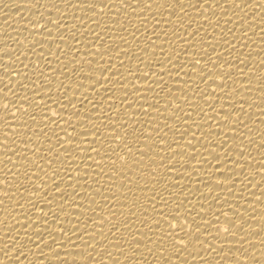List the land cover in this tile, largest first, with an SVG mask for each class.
<instances>
[{"label":"bare ground","instance_id":"bare-ground-1","mask_svg":"<svg viewBox=\"0 0 264 264\" xmlns=\"http://www.w3.org/2000/svg\"><path fill=\"white\" fill-rule=\"evenodd\" d=\"M70 2L75 7H70L63 0H0V57H3V63H8V57L15 59L20 56V61L5 65L16 68L12 77L5 75L4 70L0 69V79L3 83L12 79L13 83L9 88L13 87L14 92L18 88L15 81L20 79L17 73L22 69L36 80L41 95L47 94L53 98L64 95L65 89L58 88L63 81L67 86L65 104L69 98L80 100L83 95L94 97L96 109L92 110V104L86 103L81 115L91 114L93 123L99 126L101 131H105L101 120L110 119L117 128L121 122L127 121L129 133H132L133 128L138 130L128 137L133 152L127 154L125 161L117 160L113 165L107 157L101 160L95 152L85 151L90 149L89 142L94 139L89 135L87 141L80 145L79 150H74L72 158L69 159L64 153L66 149L59 148L57 151V134L62 140L68 139L61 129H67L73 138L76 136L64 120H60L59 127L49 124L48 128L44 129L53 146V151L49 152V139L40 132L39 127L47 121L40 120L39 108H30L27 102L17 101V107L27 109L29 113L35 108L37 121L29 120L27 115L22 116L16 108L11 109L9 117L15 115L18 119L6 117L7 123L0 120V140H3L5 132L9 137L6 141L9 151L5 152L3 147H0V200H3V203H0V264H163L159 256L154 254L158 244L150 245L153 250L149 252L144 247V242H140L139 249H134L127 242L109 244L108 241L130 238V234L139 233L140 228L144 229L141 234L151 235L148 222L140 223L143 218L142 208L149 209L151 219L154 214L151 212L148 197L153 191L167 195L166 185L173 194L183 193L181 199L187 196L184 203L191 201L187 206H194L196 211L206 212V218H211V206L219 211L220 206L224 204L223 199L215 201L212 197L218 194L221 197L227 195L233 212L238 211L244 217L243 226L249 231L245 240L240 241L243 247L234 243L236 237L225 236L218 238L217 243L226 239L233 244L219 248L216 244H211L209 236L205 243L211 244V247L197 246L198 250L195 251L181 249L172 257L171 264H264V245L261 244L264 240V148L261 147L264 143V0H245L248 7H245L241 0H236L240 7L225 4V0H209V4L197 3V0H167L165 4L164 0H158L157 4L151 6V12H140L142 6L135 4L134 0H129L133 7L138 9L137 13H133L130 8L125 10L119 0H104L110 10L105 8L102 17L94 16L89 9L81 10L76 0ZM223 8L225 11H222ZM62 14L65 18H61ZM48 16H51L52 20L60 19L67 27L62 29V32L57 31L49 22L47 26L52 28V33H48L39 28V25L33 26L43 24V18ZM80 19L84 21L81 22ZM96 19L102 22L100 28L93 23ZM73 33L75 39H72ZM97 33L101 34L99 40L95 38ZM157 33L159 37H156ZM60 35L64 36L63 42L56 39ZM151 40H154L155 44ZM5 50L9 51L4 52ZM97 50L103 54L102 58L96 55ZM205 51L220 67L215 68L208 62ZM40 52H43L46 59L36 56V53ZM57 56L60 63L57 62ZM121 59L124 62L122 68ZM170 59L171 64L168 63ZM192 59H201V65L205 68H215L214 73L228 74L227 79L221 75L217 76L215 83L211 79H207L206 83L202 82L197 75L199 66L193 70L189 64L184 63ZM73 60L75 63H72ZM34 62L38 63V70L44 71L49 78L43 86L33 74ZM22 63L28 67L23 68ZM161 64L164 65L163 69ZM81 65L83 69L79 71ZM109 65V70L101 75L102 70ZM90 68L92 79L88 80L85 75ZM136 68L140 71L135 72ZM117 69L120 75L113 76ZM74 71L79 72L73 74ZM146 72L150 78L141 77ZM157 75H163L161 80L167 86L163 91L155 84ZM124 77H127V82ZM81 79L83 89L77 88ZM97 79L100 80L98 84ZM118 79L124 83V87L117 84ZM186 81L188 84L184 83ZM3 83H0V88ZM133 84L141 91L137 93L132 87ZM219 84L226 86L221 89L217 87ZM149 85H152L153 91H146ZM48 88L50 91H47ZM105 88L113 91L105 93ZM168 88L172 91L169 92ZM205 88L216 94L208 100V103L215 106V110L209 108L208 103L198 94L199 90ZM31 91L32 85L29 83L27 94ZM125 93H129V96L122 104L121 98ZM157 93L160 103L153 106L158 107L160 112L149 107V104H155ZM225 93L231 95V101L225 99ZM18 95L23 97L26 93L20 91ZM7 96L16 100L11 92H8ZM144 97H147V101ZM241 101H245L242 113L233 112L228 107L229 103L239 105ZM110 104H113L111 110L108 107ZM197 104L199 108L196 107ZM177 105L181 110H177ZM221 105L224 110L232 112L230 123H223L222 114L217 115L221 112ZM141 107L147 110L148 115L141 114ZM200 108L204 109L203 113ZM58 111V105L53 101L48 115ZM71 111V108L64 111L65 120ZM186 113H190V117L185 115ZM0 116H3V113H0ZM238 116L247 127L235 123ZM148 121L151 123H147ZM73 122L80 123L75 118ZM25 123L27 127H24ZM83 123H87V120ZM165 123L169 125L168 128H164ZM153 128H156L160 135H157ZM79 130L81 129L78 128ZM14 132L18 135L13 136ZM26 134L32 136L31 143L27 142ZM121 134L123 135V132ZM147 137L151 139H146ZM11 139L16 140L14 147L17 155H12ZM241 142L247 158V163H244L243 159L241 161L247 180L244 176H235V188L232 193H225L222 188L226 185L220 173H227L229 168L236 166L231 161H224L223 157L227 151L231 160L237 159ZM75 143L76 140L73 139L71 145L67 146L74 148ZM37 145H40V150H37ZM204 145H207V150ZM22 149L25 150L26 160L21 155ZM120 151L121 155H124L127 150L121 148ZM210 152L213 155L219 154L221 161L214 160L212 155H209ZM57 155L59 159L54 160ZM89 155L100 162L103 171L100 167H89L88 165L93 163L92 160L82 159ZM193 155L196 159L191 158ZM205 158L211 162L210 166L205 164ZM13 163L23 164V167L13 168ZM36 164L44 167L48 174L40 172ZM217 164L221 165L219 171L216 170ZM77 165L80 166L79 169ZM193 168L197 171H193ZM26 169L40 177L39 180L35 179V176L32 177L35 188L40 189L38 193L23 177L22 173ZM17 170L21 173L19 177L14 175ZM153 170L156 174L155 181L150 179ZM114 171L116 174L113 179H109ZM236 171L240 172L241 168H236ZM57 172L59 175L55 176V183L60 184V189L54 191L52 176ZM82 174H85L87 182L82 178ZM125 176L128 179H125ZM17 179L23 187L18 191L13 188L9 195H5L4 189ZM218 179L221 181V187H216ZM209 180L212 181L211 186L208 185ZM146 182L149 190L141 191ZM244 183L249 185L247 190L241 193L239 190L243 188ZM25 188L29 190L25 191ZM96 189H99V192ZM197 189L203 193V197L196 192ZM44 192L50 194V203H46ZM62 192L66 193V199L61 197ZM21 193L25 199H21ZM27 199L39 201L40 207L33 209L31 204L26 202ZM224 210L227 211V206ZM44 212L47 217L40 219H47V226L51 228L63 225L67 231L66 235H71V244L69 240H64L61 245L51 241L48 244L41 242L48 240L47 232L40 228L36 231L41 233L36 234L33 229L42 223L37 220V216ZM29 215H32V219L26 220ZM57 215L59 221L52 224ZM229 215L232 216V212H229ZM199 218L201 217H197ZM101 219H104L102 225ZM223 219L224 217H221V221ZM236 222L238 225L242 223L239 219H236ZM151 227L155 229L156 226ZM233 230L244 235L240 229ZM59 240L60 236L57 235V241ZM135 243L137 241L133 240L132 244ZM55 247L58 251H49ZM133 252L135 255H129ZM81 257H84V260Z\"/></svg>","mask_w":264,"mask_h":264},{"label":"snow or ice","instance_id":"snow-or-ice-1","mask_svg":"<svg viewBox=\"0 0 264 264\" xmlns=\"http://www.w3.org/2000/svg\"><path fill=\"white\" fill-rule=\"evenodd\" d=\"M63 2L69 4L70 7H75V5H73L70 2V0H63ZM119 2L125 10L130 8L133 13L138 12V9L136 7H133L132 3H130L129 0H119ZM134 2L135 4L142 6L139 9L140 12H143L144 10L151 12L152 11L151 6L153 4H157L158 0H134ZM178 2H182V0H178ZM201 2L203 4H209V0H197V3H201ZM76 3L81 6V10L83 11L85 9L91 10L90 12L94 16L99 15L102 17L103 14H105V8H108V10H110V6L105 4L104 0H83V2L82 0H76ZM164 3L166 4L167 0H164ZM241 3L244 4L245 7H248V4L245 3V0H241ZM225 4L234 5L235 7H240V5L236 4V0H225ZM193 7H195V5H193ZM222 11H225V8H223ZM41 16H43V13H41ZM61 18H65L63 14L61 15ZM179 18L182 19V17H179ZM43 21H44L43 24L38 23L33 26L36 27L37 25H39V28L45 29V31L48 33H52V28L47 26L49 22L51 23L52 27H54L57 31H61L62 29H65L67 27L65 24L61 23L60 19L52 20L51 16L44 17ZM80 21L83 22L84 20L80 19ZM93 23L97 25V28H100L102 22L100 19H96L93 21ZM73 27H75V25H73ZM156 37H159L158 33L156 34ZM95 38L97 40L101 39V34L97 33ZM120 38L123 39V37H120ZM56 39L63 42L64 36L60 35ZM72 39H75V33L72 34ZM149 39L151 38L149 37ZM151 42L155 44L154 40H151ZM8 51L9 50H5L4 52H8ZM214 51H215V48H213V52ZM33 52H35V49H33ZM65 55H67V53ZM96 55L100 56L101 58L103 56V54L100 53L99 50H97ZM194 55H198V54L194 53ZM204 55L208 57V62H211V64L214 65L215 68L220 67L215 61L211 60V56L208 55L206 51ZM36 56L40 58V57H44V54L43 52H40V53H36ZM44 59H46V57H44ZM16 61H20V56H16L15 59H13L12 57H8V63H3V57H0V69H3L4 74L8 75L10 78L12 77V73L16 72V68L13 69L11 67H6L5 65H13L15 64ZM57 62L58 63L61 62L59 56H57ZM225 62L227 63V61ZM48 63H51V62L48 61ZM72 63H75V61L73 60ZM88 63L91 64L92 61H88ZM168 63L171 64V59L168 60ZM184 63L189 64L193 70L197 69V67L199 66V72L197 73V75L200 76V79L202 82L206 83L207 79H211L212 82L215 83L217 76H221V75L224 76L225 80L227 79L228 74H222L220 72L214 73L213 69L215 68L212 67L211 69H209V68H205L204 66H202L201 59H192ZM22 66L23 68L28 67V65H24L23 63H22ZM172 66L177 67V65H172ZM110 67H111L110 65L108 67H105L102 70L101 75H103L104 71H108ZM120 67L121 68L124 67V62L122 59L120 60ZM163 67L164 65L161 64V69H163ZM183 68H181L180 70L182 71ZM9 69H11L12 71L11 72L8 71ZM82 69H83V65L79 67V71H81ZM150 70L151 69H149V71ZM32 71H33V74L37 77V79H39V83L42 86L45 84V81L49 79L44 71L38 70V63H35V62L33 63ZM79 71H74L73 74H76V72H79ZM91 71L92 69L90 68L88 74L85 75L86 77H88V80L92 79ZM139 71L140 69L136 68L135 72H139ZM161 73H163V71H161ZM185 73H189V72H185ZM168 74L171 75V72H169ZM241 74L243 75L242 72ZM17 75L20 77V79L19 81H15L16 83H18V88L15 89L14 92H12L13 87L9 88V85L12 86V83H13L12 79H10L8 83H3L2 79H0V83H3V87L0 88V113H3V116H0V120L4 121V123H7V119H5L6 117L9 119H18V117H16L15 115H12L11 117H9V113L11 112L12 108H16L17 111L21 112L22 116L27 115L29 120L36 122L37 116L35 113V108H39L41 112L40 120L47 121V123L40 124L39 127H40V132L43 133V135L49 139V148H48L49 152L53 151V146L50 143V137H48V134L47 132L44 131V129L48 128L49 124H56L57 127H59L60 120H64V123L67 125V127L71 128L72 132L76 133L75 138H73L72 135L67 132V129H61V131H64L65 136L68 137L67 140H62L57 134V151L59 148L66 149V151L64 150V153L68 156L69 159L72 158V153L74 152V150H79L80 145L83 144L85 141H87L89 135L93 136L94 139H92L89 142L91 145L90 149H86L85 151L95 152L97 156L101 157V160H103L104 157H107L108 160L111 161L113 165L116 164L117 160L125 161V157L127 156V154L133 152V148L130 146L128 137L130 135H133L138 130L136 128H133L132 133H129L127 121L121 122L120 127L117 128L116 125L112 123L110 119H108L107 121L101 120V124H103L104 129H105V131H101V128L93 123L91 114L87 116L81 115V111L82 109H85L86 103L92 104V110L96 109L97 105L93 103L94 97L89 98L88 96L82 94L83 99L74 100L73 98H69L67 100V104H65L64 95H67V86L64 85L63 81L60 82V84L58 85V88L65 89L64 95L56 96L55 98H53V96L51 95H47V94L41 95V89L36 86V80H34L33 77L30 76L27 72H24L21 69L17 73ZM119 75H120L119 69H117V72L113 73V76H119ZM162 76L163 75H157V79L155 80L157 82L155 84H158L161 90L163 91L165 87L167 86L166 84L162 82L161 80ZM141 77L150 78L147 72L143 73ZM137 78L140 79V77H137ZM189 79L190 80L192 79L191 75L189 76ZM124 81L127 82V77H124ZM29 83H31L32 85V91L30 94H27ZM96 83L97 84L100 83V80L97 79ZM184 83L188 84V81ZM117 84L120 87L125 86L124 83H121L119 79L117 80ZM225 86L226 84L217 85V87L221 89H223ZM92 87H93V91H95V87L94 86ZM132 87L136 89L137 93L141 91V89L138 88L135 84H133ZM197 87L199 88V86ZM77 88L79 89L84 88L83 79L79 81V83L77 84ZM182 90L183 89H178V91H182ZM20 91L25 92L26 95H24L23 97H20L18 95ZM47 91H50V88H48ZM112 91L113 90L110 88H105V93H110ZM146 91H153L152 85H149ZM168 91L171 92L172 89L168 88ZM8 92H11L12 96L16 97V100H13L12 98L8 97L7 96ZM198 94L200 95L201 99L205 100L206 103H208L209 98L215 97L216 95L214 91L209 92L207 88L199 90ZM131 95H135V93H131ZM113 96H114V93H113ZM128 96H129V93H125L123 95V97L121 98L122 104L127 101ZM36 97H39V99H36ZM105 99H107V97ZM144 99L145 101H147V97H144ZM225 99L228 101H231L232 97L230 94L225 93ZM4 101H7V102L4 103ZM13 101H15V103H13ZM17 101L27 102L30 108H33V106H35V108L33 109L31 113H29L27 109L18 108ZM53 101L57 103L59 111L53 112L52 115H48V111L51 109ZM244 102L245 101H241L239 105H237L236 103H229L228 107L231 108L233 112L242 113ZM159 103H160L159 93H157V99H156L155 104H149V107L153 108L154 111L156 112H160V109L158 107L153 106V105H159ZM77 104H79V107H77ZM112 105L113 104L108 105L109 110L113 108ZM129 107H131V104H129ZM196 107L199 108V104H197ZM208 107L215 110V106L211 103H208ZM68 108H71L72 111L70 112L68 119L65 120L63 113ZM220 109H221V112L218 113L217 115L219 116L222 114L223 123H230L231 118H232V112L224 110L223 105L220 106ZM177 110H181L179 105H177ZM166 111H167V107H166ZM200 112L203 113L204 109L200 108ZM141 114L148 115V112L146 109H144V107H141ZM185 115H188L190 117L191 114L186 113ZM54 117H58V119H55ZM73 118H75L76 121H79L80 123L79 124L74 123ZM215 118L216 117H213V119ZM84 120H87V123H83ZM147 123L150 124L151 121H148ZM235 123L242 125L243 127H247V125L244 124L243 120L239 116L237 117ZM24 127H27V123H25ZM168 127L169 125L165 123L164 128H168ZM197 127H202V126L197 125ZM78 128L81 130L78 131ZM153 131L157 132V135H160V133L157 131L156 128H153ZM34 132H35V129H33V133ZM121 132H123V135L121 134ZM16 135L18 134L14 132L13 136H16ZM164 135L166 136L167 133H164ZM217 135L219 134L217 133ZM26 137H27V142L31 143L32 136L26 134ZM161 137L160 139L163 140L164 137L163 138ZM73 139L76 140L75 147L73 148V147L67 146V145H71ZM146 139H151V137H147ZM8 140H9V137L7 135V132H5L3 134V140H0V147H3L5 152L9 151V145L8 143H6V141ZM23 142L24 141L22 140L21 143ZM208 142L210 144L211 140L209 139ZM242 144L243 142H241V146H238L240 150L238 152L237 159L231 160V157L227 151L225 152V155L223 157L224 161H231V163L236 166L233 168H229L227 173L225 172L220 173V176L223 177V182L226 185V187L222 188V191H224L225 193H232L233 189L235 188V183H234L235 176L237 175L244 176L245 180H247V177L245 176V173L242 170V163H241L242 159L244 163H247V158L245 157V151L242 147ZM11 145L13 146V148L11 149L12 155H17V151L14 147L16 145L15 139H11ZM204 147H205V150H207V145H204ZM261 147L264 148V143L261 144ZM121 148L127 150L124 153V155H121V151H120ZM37 150H40V145H37ZM136 150L141 151L140 149H136ZM213 152H214V148H213ZM24 153H25V150L22 149L21 155L26 160L27 156ZM34 154H35V151H34ZM209 155H212L213 159L217 161H221L222 159L219 154L213 155V153L210 152ZM191 158L196 159L195 155H193ZM41 159H44V157H41ZM53 159L54 160L59 159V155L55 156ZM82 159H84L85 161L92 160L93 163L88 166L89 167H100L101 171H103V168L101 167L100 162L96 161L94 157L89 155V156L82 157ZM9 162H11V160H9ZM204 162L205 164H208L209 166L211 165V162L208 161L207 158H205ZM30 163H35V162H30ZM220 166H221L220 164H217L216 166L217 171H219ZM19 167H23V164L17 165L13 163V168L18 169ZM76 167L77 169H79L80 166L77 165ZM36 168L40 172H44L45 175L48 174L45 168L42 167L40 164H36ZM236 168H241V171L237 172ZM193 171H197V169L193 168ZM9 174H6V176ZM115 174H116V171H114L113 174L109 176V179H113ZM14 175L19 177L21 173L17 170V172L14 173ZM22 175L25 179L28 180L30 187L33 188L38 193L40 189L35 188V185L32 183V177L35 176V179L37 180H39L40 177L36 176L34 172L28 169H26L22 173ZM56 175H59V173L57 172L55 175L52 176L53 177L52 180L54 183H55ZM82 178H85V174H82ZM125 179H128V177L125 176ZM150 179L153 181L156 180V174L154 170L150 173ZM85 182H87L86 178H85ZM0 183H2V181H0ZM41 183H44V181H41ZM77 183H79V181H77ZM211 184H212V181L209 180L208 185L211 186ZM248 185L249 183H244L243 188H241L239 191L243 193L244 191L247 190ZM21 187H23V185L17 179L15 182H11L7 185V187L4 189V194L9 195V192L11 189L15 188L18 191ZM68 187H71V185H68ZM216 187H221V181L219 179L216 181ZM153 188H155V184H153ZM58 189H60V184L55 183L54 191ZM24 190L28 191L29 189L25 188ZM128 190L131 191V189H128ZM148 190H149L148 183L146 182L144 188L141 189V191H148ZM96 191L99 192V189H96ZM165 191H167L168 193L167 195H165L163 192L153 191L152 195L148 197V202L151 204V212L154 214L151 219L149 218V214H148L149 209L147 207L142 208L141 214H143L142 215L143 218L140 220V223L143 224L145 221L148 222L147 226L149 227V231L151 232V235L141 234V233H144V229L140 228L139 233L137 232L131 233L130 238H125L124 240H116V241L109 240L108 243L109 244H112V243L121 244V243L127 242V244L130 247L134 249H139L141 247L140 242H144V247L149 252L153 250V247L150 245L156 246L158 244L159 246L155 247L154 254L159 256V260L163 261V264H171L172 257L177 252H179L181 249L195 251V250H198L197 246H203L205 248H209L211 247V244H216L217 247L224 248L226 244L229 246L233 244V242L228 241L226 239L217 243V239L220 237H225V236L236 237L237 239L235 240L234 243L237 245H240V247H243V245L240 244V241L245 240V236L248 235L249 231L247 228L243 226L244 220H245L244 217L238 211L233 212L232 204L227 195L224 197H221L218 194L212 197V199L215 201H220L221 199H223L224 204L220 206L219 211H216L215 207L211 206L213 208L211 218H206L207 217L206 212L196 211L194 206L191 208L187 206L191 204V201H188V204L184 203V200L187 198V196H184V198L181 199L180 197L181 195H183V193L173 194L170 190H168L167 185L165 186ZM196 192L199 193L201 197H203V193H201L199 189H197ZM43 195H44V199L46 203H50L51 201L48 200V197L50 194L48 192H44ZM262 195H264V193H262ZM20 196H21V199H25V197L23 196V193H21ZM61 197L66 199V193L62 192ZM218 197L219 199H217ZM9 198H11V196H9ZM167 201H172V203H168ZM26 202L31 204L33 209L40 207L39 201H33L31 199H27ZM92 202L94 203L95 201L93 200ZM0 203H3V200H0ZM157 205H159V207H157ZM225 206H227V211L224 210ZM201 209H203L202 203H201ZM165 212H167V214H165ZM229 212H232V216L229 215ZM132 214L135 215L134 212ZM112 215H114V213H112ZM41 217H47V213L44 212L42 213L41 216H37V220L42 221V223H39L40 226L33 229V231L36 234H40L41 231H36V229L43 228V230L47 232L48 240L44 239L43 241H41L43 244H48L51 241V242H55L57 245L58 244L61 245L64 240H69V244H71V241H70L71 235H66L67 231H65V228L63 227V225H61V227L59 228H51L47 226V219L41 220L40 219ZM197 217H201V218L197 219ZM221 217H224L223 221H221ZM233 217H236V219H239L240 221H242V223L238 225L236 222V219H234ZM27 219H32V215L27 216L26 220ZM104 219L100 220L101 225L103 224ZM251 219H254V217H251ZM58 221H59V216L57 215L55 220L52 221V224H56ZM161 224H163V226H161ZM152 225L156 226L155 229L151 227ZM233 229H240L244 233V235H240L237 231H234ZM262 230H264V226H262ZM109 231H111V229ZM57 235L60 236L59 241H57ZM87 235H95V233H87ZM113 235L115 236V233H113ZM209 236L211 237V244H206L205 241L209 240L208 239ZM29 239H31V237H29ZM101 239H103V237H101ZM133 240L137 241V243L132 244ZM248 242L251 243L252 241H248ZM261 244L264 245V240L261 241ZM101 250H103V247L101 248ZM120 250L123 251V249H120ZM49 251L56 252L58 250H56V247H55V248L49 249ZM227 254L228 253H223V255H227ZM110 255L111 253H109V256ZM129 255H135V253L134 252L129 253ZM56 257L60 258L59 256H56ZM81 258L84 260V257H81ZM125 259H127V256L125 257Z\"/></svg>","mask_w":264,"mask_h":264}]
</instances>
